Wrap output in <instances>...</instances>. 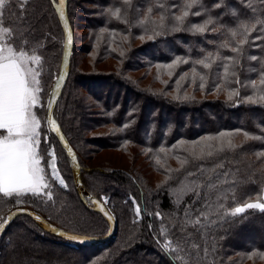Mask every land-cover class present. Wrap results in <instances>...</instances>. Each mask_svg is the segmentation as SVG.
<instances>
[{
    "label": "trees",
    "instance_id": "16d2710c",
    "mask_svg": "<svg viewBox=\"0 0 264 264\" xmlns=\"http://www.w3.org/2000/svg\"><path fill=\"white\" fill-rule=\"evenodd\" d=\"M92 2L96 4L90 9L93 24L89 28L95 34L90 36L94 44L89 45L97 49L99 55L95 60L112 59L119 65L110 71H85L77 66L78 38L72 4L68 0L74 47L55 118L82 166L83 187L99 201L106 199L105 204L116 220L115 235L109 243L83 246L56 236L41 223L21 215L1 237L0 264H181L163 250V244L170 240L175 247L176 237L182 235L179 231L182 225L186 231H193L195 241L200 244L199 264H264V213L249 210L242 217L229 218L231 222L222 227L205 226L201 230L203 236L195 234L190 218L184 214L186 204L193 198L191 182L197 179L187 174L196 172L200 166L204 177L212 174L210 170L221 161L225 170L230 171V179L236 185L234 189L230 184L223 185V188L231 189L226 193L225 206L228 208L249 198L254 202L256 193L264 189V155H260L264 152V102L250 103L245 99L249 95L254 98L264 95L258 74L264 70L260 68V63L264 62V41L255 40L256 36L264 35L260 31L264 27L262 0H227V8L223 7L225 0H220L221 9L212 7L217 0H198L191 9L185 7L191 0H151L150 3L149 0H131L132 8L124 5L123 0ZM161 2L166 6L171 2L179 3L177 15L188 10L190 15L186 24L189 21L203 23L212 18L217 30L204 34L173 31L174 20L161 21L162 10L157 7ZM35 5L28 9L29 18L36 25L32 43L35 46L36 42H42L45 46L34 47L30 54L41 56V65L33 67L41 71L39 79L44 94L49 84L52 90L59 75L65 38L55 7L49 0H35ZM136 5H141L139 11L133 10ZM148 6L153 7L152 13L147 12ZM116 7L121 8L119 18L109 13V9L115 11ZM197 9L202 11L201 17L191 15ZM34 11L36 15L32 16ZM220 12L225 13L223 19L227 28L224 30L215 23ZM161 23L165 25L163 34L154 35L153 29H158ZM180 27L183 29L184 26ZM212 27L209 25V29ZM103 29L105 31H101ZM233 30L236 36L231 35ZM110 31L114 32L113 36L108 33ZM245 38L248 43L243 45V52H231V48ZM209 53L212 56L205 62H212V67L204 69L197 61L205 59ZM253 55L257 56V61L249 59ZM223 56L239 60L236 70L240 80L248 84L255 79L257 87H240V95H233L230 100L231 89L238 86L232 82L235 78L231 73L227 77L223 75L220 67L226 62L222 60ZM147 68H154L168 78L162 87L141 86L129 75ZM253 68L257 71L253 72ZM102 82L116 88L115 91H100ZM202 82L203 89L199 86ZM217 84L219 88L215 87ZM99 85L100 89L94 90ZM84 91L94 103L88 101ZM217 91L219 95L212 97L211 94ZM42 103L34 108L41 121L40 148L45 147L47 135L49 143L55 146L58 174L68 187L64 189L58 181H50L53 184L52 201L45 198L20 205L14 198L0 194V222L12 209L25 207L65 231L103 237L106 229L109 230V222L94 210L95 204L90 198L85 197L86 203L81 199L74 183L72 162L58 139L48 131L46 100ZM211 136L217 138L199 148H187L183 143H194ZM228 140L237 147L203 160L196 158L202 149L219 148ZM127 143L142 148L137 152L144 155L143 165H134L131 170L97 167L90 172L82 165L90 145L99 152L107 148L118 149ZM45 159L48 157H42V166H45ZM150 170L163 176L157 186L147 179ZM199 182L202 184L203 178ZM136 205L141 208L139 217L135 212ZM157 212L160 218L155 215ZM162 230H165L164 235H161ZM42 240L52 245H42ZM204 248L208 250L206 257ZM184 264L195 262L185 257Z\"/></svg>",
    "mask_w": 264,
    "mask_h": 264
},
{
    "label": "snow or ice",
    "instance_id": "6c2138e0",
    "mask_svg": "<svg viewBox=\"0 0 264 264\" xmlns=\"http://www.w3.org/2000/svg\"><path fill=\"white\" fill-rule=\"evenodd\" d=\"M49 2L55 7L57 0H49ZM151 0H149V3ZM198 0H191L190 3L186 4L187 9H191ZM123 4L132 8L131 0H123ZM264 4V0H262ZM35 0H0V194L4 197L14 198L17 205L35 202V200L48 201L53 200L52 187L53 184L50 181H58L59 185L64 189H67L68 185L65 180L58 174L57 168V157L55 153V146L50 144L47 135L44 137L43 149L41 145V121L37 118V114L34 108L40 107V96L39 94L43 91L41 81V71L33 65H41V56L30 54V51H34V47L43 48L45 45L42 42H36L33 46L32 40L34 38V32L36 25L33 24L28 15V9L35 7ZM65 0H58L57 11L61 21L64 24V28L67 31L68 21L65 19ZM141 5H136L133 10L139 11ZM161 9V21L163 22L166 18L174 20L173 31H192L193 33L204 34L206 31L215 32L217 29L214 25L212 18L205 19L203 23H192L188 22L190 12L183 10L182 14L177 15V11L180 10L179 3L171 2L167 6L161 2L157 5ZM214 9H221L222 4L220 0L212 6ZM224 8L229 7L227 0H225ZM207 10V6H205ZM153 7L148 6L147 12L152 13ZM253 12L256 9H252ZM109 13L112 16L119 18L121 8L116 7L115 11L109 9ZM35 11L32 16H35ZM194 17H201L202 11L197 9L191 12ZM235 16V13H232ZM224 12H220L216 17V24L221 26L224 30L227 28V24L223 17ZM9 17H15V19H9ZM40 18L37 17V23ZM144 22L142 21L141 24ZM257 23H261L257 21ZM209 25H213L209 29ZM180 26H184L183 29ZM165 30V25L161 23L158 29H153L154 35H161ZM255 30V25L253 26ZM261 32H264V27H261ZM232 36H236V32L231 31ZM143 39V37H140ZM150 39L152 37H149ZM255 40L264 41V35H258ZM72 42V35L70 32L67 33V45ZM255 42V41H253ZM248 43L247 38L241 39L239 43L231 48V52L240 54L243 52V45ZM258 46V45H257ZM212 56L209 53L205 59L197 61L201 64L204 69H210L212 62H205L206 59ZM67 61V52L64 56ZM252 61H257V56L253 55L249 57ZM223 61L220 67H222L223 75L227 77L229 73L235 78L232 82L238 87L231 89L229 99L233 98V95L239 96L240 87H257L256 80L252 79L248 84L243 83L237 72L240 61L232 56H223ZM187 63L188 61H184ZM260 68L264 69V62L260 63ZM253 72L257 69L253 68ZM260 85L264 86V70L259 71ZM65 76L62 72L55 83V90L52 92V98L47 103V110L49 114L48 118V131L60 133V128L56 121L52 118L53 106L56 103V97L59 94L62 83L64 82ZM203 81L204 77H200ZM200 88L205 87L204 83H200ZM219 84L215 87L219 88ZM247 102L259 103L264 102V95H260L258 98H254L249 95L246 98ZM247 136L248 134L245 133ZM59 141L62 146L67 149V152L72 156L73 162L76 158L72 149L68 146L67 141L64 139L62 134L59 135ZM237 147L231 140L227 143H221L219 148H211L209 146L208 151L203 149L196 156L197 159L203 160L214 155H218L225 149H233ZM242 147V146H241ZM50 149V151H49ZM264 155V152L260 153ZM47 156L48 159L44 160L42 166V157ZM210 175L204 177L203 167H198L196 172H188V176L197 177L191 182V194L192 200L185 206V216L190 218V223L196 235L203 236L202 229L205 226H220L224 223H230L229 218L242 217L243 214L248 213L249 210H258L264 213V189L256 193V199L253 202L250 198L233 208L225 206L228 199L226 193L231 189L235 188L236 182L230 179V171L225 170L224 163L218 162L212 168ZM203 178V183L199 182V179ZM230 184L231 189L223 188V185ZM215 195V200H213ZM27 197V199H25ZM103 199V198H102ZM232 200H235L234 191L232 192ZM106 203V199L103 201ZM100 205L101 211H104L105 216L111 220L113 217L103 208L100 201H97ZM24 211L19 209L17 213H13V216ZM135 212L137 217L141 215V208L139 205L135 206ZM31 216L32 213H26ZM195 214L194 218L193 215ZM155 215L160 218V213L157 212ZM11 217L0 222V233H3L6 225L9 223ZM37 221L41 220V217L35 216ZM239 222V221H237ZM52 231H58L52 229ZM179 231L182 235L176 237L175 247L172 246V241H167L163 244V250L171 256L174 261H180L184 264V258L190 257L195 264H199L201 259V247L200 244L195 241L193 231H186L185 226H181ZM65 235L64 233H59ZM165 234V230H162L161 235ZM69 240H77L84 242L83 237L68 236ZM205 257L208 254L207 248L203 249ZM181 253L184 255L182 256Z\"/></svg>",
    "mask_w": 264,
    "mask_h": 264
},
{
    "label": "rangeland",
    "instance_id": "374dc122",
    "mask_svg": "<svg viewBox=\"0 0 264 264\" xmlns=\"http://www.w3.org/2000/svg\"><path fill=\"white\" fill-rule=\"evenodd\" d=\"M69 1L72 4V12H73L72 18L74 21L73 23H75V30H76L77 38H78L76 56H75L76 60H77V66L80 69L85 70V71H91L94 69L103 70V71H110V70H114L115 68H117L116 66L119 65V62L116 60L107 59L104 62H100V61L96 62L97 60H95V58H96V56L99 55L97 52V49L93 45H92L93 48H90L91 46L89 45V43L94 44L93 39L91 40L90 36L92 37V35L94 36V34H95V31L93 29L89 28L93 24V23H91V17L93 15H92V12L90 11V9H92L94 7L93 4H96V2H92L93 0H69ZM101 31H105V30L103 29ZM108 33L111 36L114 35V32H112V31H110ZM102 34H103V32L101 33V35ZM129 75L132 78H134L136 81H138L141 86H150V87L160 88L168 80L167 77L162 75L160 73V71H157L154 68H151V69L147 68L146 70H144V69L143 70H136V71L130 72ZM163 80H164V82H163ZM101 88L102 89H100V85L95 86L94 90L100 89V91L102 90V92H104V91L105 92L106 91L114 92L116 89L114 87H111L110 84H107V83L101 84ZM112 88H113V90H111ZM50 89H51V84H49L46 93L43 94V91H42L39 94V96H40V102L39 103H42V101L46 100V109H47V103H48V100L50 97V92H51ZM43 90H44V88H43ZM224 91H225V93H227L226 90H224ZM187 92H190V90H188ZM84 94H86V97H87L89 102L94 103V100L91 101L92 97L89 94H87L86 91H84ZM216 95L217 96L219 95L218 91L211 94L212 97H215ZM89 135L93 136V134L90 132H89ZM216 138H217V136H214V137L211 136V137L202 138L201 140H198L197 142H194V143H189L186 141H184L183 143L186 145L187 148H191V147L199 148L200 145L207 144L212 140L214 141V139H216ZM87 149H88L89 153L84 155L83 160L85 163L84 164L82 163V165L85 166L87 169H89V170H87L88 172H90L91 170L95 171L97 167H108V168L114 167V168H124V169L131 170V168L134 165H138V164L143 165L142 159H143L144 155H138V152H137V150H139V149L141 150L142 148H140L137 145L132 144V143L124 144L118 149L107 148V149L101 150L99 152H97L95 150V148L91 145L88 146ZM94 151H96V152L93 153ZM90 154H91V156H89ZM134 155H137V156H134ZM78 162H79V160H78ZM79 165H80V163H79ZM80 167H81V171H82V166L80 165ZM147 176H148L147 179L151 182V184L153 186H157L163 180V176L156 174V173L154 174L151 170ZM81 199H82V197H81ZM255 199H256V197H254V201H255ZM82 200L85 202L84 199H82ZM102 203H104V202H102ZM95 208H96V206H94V210H95ZM109 231H110V226H109V230L107 228L105 231L106 235L109 233ZM34 241H36V239ZM40 243L42 245H46V246H49V244L52 245L51 243L47 242L46 240H42ZM250 256L248 257V260L251 259Z\"/></svg>",
    "mask_w": 264,
    "mask_h": 264
},
{
    "label": "water",
    "instance_id": "95a60500",
    "mask_svg": "<svg viewBox=\"0 0 264 264\" xmlns=\"http://www.w3.org/2000/svg\"><path fill=\"white\" fill-rule=\"evenodd\" d=\"M57 7H58V0H57V5L55 6V10L57 9ZM64 12H65V19L68 21V29H67V31L65 30L64 24H63V22L60 19L59 12L56 10L58 19L60 21V24H61V27H62V30H63V33H64V38H65L64 51H63V55H62V60H61L59 75L63 72L64 73V76H65V79H64V82L61 85L59 94L56 97V103L53 106L52 118L55 121H56V118H55V108L57 106V103L59 101V98H60V96H61V94H62V92H63V90H64V88L66 86V83H67V78H68L69 68H70V63H71L72 50H73V47H74V32H73V29H72V26H71V22H70V19H69L68 0H65ZM68 32H70L71 35H72V42H71L70 45H67V47H65V45L67 44V33ZM65 52H67V61H65V59H64ZM59 75H58V77H59ZM58 77H57V79H58ZM55 83H56V81H55ZM55 83H54V85L52 87L51 96H50L49 100H51V98H52V92L55 90ZM48 118H49V114H48V110H47V121H48ZM56 123H57V125L60 128V133L58 134L56 132H52V134L58 139V141H59V135L62 134L64 136V139L67 141L68 146L72 149V152L74 153L75 158H76L75 162H73L72 156H70L68 154L67 149H65L62 146V144L60 143V141H59L60 145L66 151L68 157L70 158V160L72 162V168H73V176H74L75 186L78 189V192H79L80 196L82 197V199L85 200V197H89L95 203V206H96L95 210L98 211L99 213H101L105 217V219H107V221L109 222V224H110V231H109V233L106 236H103V237H91V236L81 235V234H77V233H71V232L65 231V230H63V229H61V228L53 225L47 219L43 218L37 212H35V211H33V210L29 209V208L17 207V208L12 209L11 211H9L7 213V215L4 217L3 220L8 219L9 217H11V219H10L9 223L6 225L3 233H0V240H1V237L3 236V234L6 232V230L10 226V224L14 221V219H16L18 216H21V215H27L26 213H32L33 215H31V216L27 215V216L31 217L35 221H37L35 219V216L41 217V220H39L37 222L41 223L42 226L46 227L54 235L59 236V237H62L63 239H66L68 241H71V242H74V243H77V244L83 245V246L102 245V244L109 243L113 239V237L115 235V231H116V220H115V217L110 212L109 208L104 203H102L100 201L101 204H102V206H103V208L113 217V219L109 220L105 216L104 211H101L100 205L97 204V201H99V200L96 199V198H94L93 196H91L90 193H88V191L83 187L82 182H81V178H80V176H81V167H80L79 162H78L77 154L74 151V149L72 148V146L70 145V143H69L68 139L66 138V136L64 135V133H63V131H62L59 123L57 121H56ZM48 127H50V126L48 125ZM19 209H23L24 211L19 212V214L13 216V213H17ZM52 229H57L58 231H52ZM61 232L64 233L65 235H63V236L60 235L59 233H61ZM68 236L83 237L85 239H84V242H80V241H77V240H69V239H67Z\"/></svg>",
    "mask_w": 264,
    "mask_h": 264
}]
</instances>
